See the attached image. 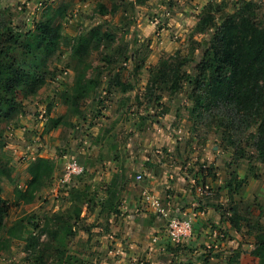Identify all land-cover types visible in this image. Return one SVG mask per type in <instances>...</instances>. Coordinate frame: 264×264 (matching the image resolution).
Wrapping results in <instances>:
<instances>
[{
    "label": "rangeland",
    "instance_id": "1",
    "mask_svg": "<svg viewBox=\"0 0 264 264\" xmlns=\"http://www.w3.org/2000/svg\"><path fill=\"white\" fill-rule=\"evenodd\" d=\"M249 1L255 20L264 28V0H145L143 4L135 0H0L3 23H20L22 31L33 29L45 8L62 11L55 19L61 38L47 61L46 83L34 96L19 93L17 110L9 119H0V186L9 204L0 228V245H8L0 250V264H112L120 256L114 253L116 235L104 233L119 219L121 213L116 216L111 209L122 204L120 191L125 184L117 175L111 177L101 162L110 158V148L126 143L138 151L144 141L158 136L159 142L172 141L179 160L188 162L183 171L193 177L194 184H209L212 194L197 193L199 203L214 207L217 213L216 222L207 221L216 231L217 245H198L199 260L195 261L185 243L174 244L163 264H259L254 249L258 234L264 235V161L254 148L258 123L248 126L247 116L238 111L230 114L224 106L192 109L194 97L204 91L208 79V72L206 77L199 76L198 64L204 57L200 45L209 47L224 15ZM209 9L213 23L203 32L196 31L197 21ZM92 29L106 32L103 42L87 56V77L97 85L80 98V111L73 113L64 101L76 69L72 48ZM183 58L187 63L179 70L186 77L178 78V90L171 92L170 74ZM162 59L168 63L164 78L157 72ZM121 82L130 86L123 90ZM115 114L123 123L117 140V129L108 128ZM57 117L61 122L56 125L52 118ZM97 118H104V127L90 136L89 128L97 124ZM127 122L133 130L124 128ZM90 142L94 150L100 147L104 157L85 152ZM167 148L163 145L158 155L172 164L176 152ZM37 155L55 164L56 175L26 203L17 191L25 188L27 166ZM69 155L84 167L74 186L62 181ZM108 190L116 191L111 200ZM233 209L238 229L228 221ZM16 220L22 222L20 239L7 236L8 226ZM68 227L72 235L60 243L52 231ZM126 264L157 263L130 257Z\"/></svg>",
    "mask_w": 264,
    "mask_h": 264
},
{
    "label": "trees",
    "instance_id": "2",
    "mask_svg": "<svg viewBox=\"0 0 264 264\" xmlns=\"http://www.w3.org/2000/svg\"><path fill=\"white\" fill-rule=\"evenodd\" d=\"M144 2L145 0H135L136 4ZM252 6V2H245L236 12L225 14L217 26L212 44L209 47L200 45L204 57L198 64L199 76L206 77L208 72V79L204 91L194 97L192 109L200 112L224 106L230 114L238 111L247 116L248 126L252 121L257 122L254 148L264 161V28L255 20ZM102 8L101 13L105 12ZM61 12V9L53 11L45 8L33 29L26 31H22V24L17 22L4 24L0 15V119H9L11 113L17 110L20 105L17 100L19 93L23 97L34 96L46 83L47 61L57 51L60 43V25L55 23V19ZM213 20V11L205 10L196 23V31H205ZM105 34L106 32L92 29L81 36L72 48L76 69L71 91L64 99L70 112L78 113L80 98L97 85L95 80L87 77V56L90 50L99 47ZM186 63V58H183L175 64L169 79L171 92L178 90L177 79L186 77L179 70L180 65ZM166 66L167 61L160 60L157 72L162 78L165 77ZM128 86L130 84H122L121 88L125 90ZM52 121L57 125L61 118H52ZM54 168L55 164L48 158L40 155L34 157L27 166L29 178L26 186L17 191L19 199L31 202L36 193L51 180ZM4 173L10 176L6 171ZM108 193V199L111 200L110 195L116 191L108 190ZM8 210L9 204L2 197L0 186V228ZM111 212L117 214L119 210L113 206ZM236 215V210L233 209V217L230 216L228 221L233 228L238 229ZM22 231V222L16 220L8 226L7 236L20 239ZM52 232L60 243L72 235L69 227ZM258 235L254 253L259 258V264H264V235ZM7 246L0 245V250Z\"/></svg>",
    "mask_w": 264,
    "mask_h": 264
},
{
    "label": "crops",
    "instance_id": "3",
    "mask_svg": "<svg viewBox=\"0 0 264 264\" xmlns=\"http://www.w3.org/2000/svg\"><path fill=\"white\" fill-rule=\"evenodd\" d=\"M103 120L104 118L96 119L97 124L89 128L90 136L95 135L98 127H104ZM122 125L117 114L111 116L108 128L117 129L116 140L122 137V134H118ZM124 128L129 131L133 130L130 122H127ZM126 135L127 133L124 134V137ZM159 139L162 140L158 136L157 140L144 141L138 151L126 147V143L123 146L117 145L109 149L110 158L101 162V165H104L103 167L108 170V174L110 170L111 177L117 175V178L122 180V184H125L121 185L120 201L122 204L117 208L118 214L121 213L118 216L119 219L111 224L110 230L108 229L104 233L108 236L111 233L116 235L114 238L116 251L114 250V253H119L120 256H116L115 261L114 259L111 261L112 264H126L130 257L148 258L151 262L163 264L166 257L171 254L169 251H172L174 243L166 236L165 219L150 204L153 197L159 198L169 211L176 212L178 210L181 214L192 217L193 233L184 245L195 261L199 260L200 247L198 245L201 243L208 245L216 240V231L207 222L209 219L216 222L215 208L204 207L199 203L200 198L195 190L197 184H194L191 175L186 176L183 171L184 164L189 165L188 162L179 160L172 141L167 142L164 139L163 142H159ZM89 145L91 148L84 149L85 152L90 151L89 154L92 153L95 157L97 155L104 157L103 152L100 153L99 146L94 150L95 145L91 142ZM163 145H167V151L173 149L176 152H174L176 160L173 159L172 164H168L166 159L162 160L158 155ZM19 148L23 147L19 146ZM179 149L181 150L182 147L180 146ZM68 157L76 159L73 155ZM68 157H66V161ZM139 174L141 178L136 180L135 175ZM55 175L56 170L53 172V176ZM115 215L117 216V214ZM215 245H217L216 242Z\"/></svg>",
    "mask_w": 264,
    "mask_h": 264
},
{
    "label": "built area",
    "instance_id": "4",
    "mask_svg": "<svg viewBox=\"0 0 264 264\" xmlns=\"http://www.w3.org/2000/svg\"><path fill=\"white\" fill-rule=\"evenodd\" d=\"M84 167L76 159L69 158L65 162L62 181L67 186H74V179L81 176ZM137 179L141 176L137 175ZM196 192L200 195L209 196L212 194L211 187L207 183L195 185ZM151 206L165 219V233L169 240L174 244L185 243L189 240L193 233V219L189 215L178 212L169 211L159 200L153 197L150 201ZM216 234V233H215Z\"/></svg>",
    "mask_w": 264,
    "mask_h": 264
}]
</instances>
